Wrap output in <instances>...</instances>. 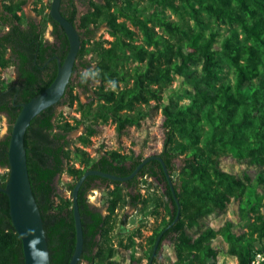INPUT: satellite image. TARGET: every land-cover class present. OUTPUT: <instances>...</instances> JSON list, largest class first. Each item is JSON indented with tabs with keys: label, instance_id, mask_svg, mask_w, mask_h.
Segmentation results:
<instances>
[{
	"label": "trees",
	"instance_id": "1",
	"mask_svg": "<svg viewBox=\"0 0 264 264\" xmlns=\"http://www.w3.org/2000/svg\"><path fill=\"white\" fill-rule=\"evenodd\" d=\"M77 0H62L61 12L75 24L81 35L72 80L64 105L77 104L80 116L64 117L52 106L41 112L27 129L25 147L32 191L38 203L48 240L50 264H68L75 247L72 190L89 169L119 176L129 175L143 160L142 154L123 151V138L132 128L160 111L164 139L156 154L165 161L181 207L180 219L162 235L153 260L159 263L164 242L174 245L172 264H217L218 251L213 240L220 235L235 255L238 264H251L256 251L264 252V0H105L90 1L79 16ZM50 9L44 0H35ZM28 0H2L0 11V114L9 117V134L0 139V168L8 169L9 135L20 107L54 80L59 56L63 61L69 49L62 27L45 13L52 27V39L44 36V26L24 11ZM102 26L111 40L98 37ZM14 67L19 94L5 93L3 70ZM96 74L87 80L81 72ZM177 77L190 86L181 96L164 101V94ZM92 84H95L93 87ZM90 93L83 103L74 89ZM63 105V104H61ZM115 124L117 149L86 150L100 126ZM83 127L77 145L71 135ZM231 157L240 164L261 169L252 177L224 171L223 159ZM181 160L178 166L176 160ZM74 161L79 163L76 167ZM67 173L70 198L60 192L58 178ZM176 173V176L174 174ZM9 171L0 178L5 186ZM151 181L161 188L142 193ZM106 190L101 208L87 201L93 188ZM99 183V184H97ZM238 202L247 231L235 233L227 220L215 230L206 219L225 212L228 204ZM78 203L83 222L84 249L79 264H121L116 256L121 248L137 247L150 260L160 233L174 220L177 206L162 166L150 160L139 174L127 182L89 176L82 184ZM153 204L160 217L151 234L140 229L118 245L112 232L116 212L130 207L145 211ZM126 217L123 223H126ZM198 227L196 235L189 228ZM138 236V237H137ZM138 239L139 242L137 241ZM147 262V264H148ZM0 264H24L22 242L10 219L7 196L0 192Z\"/></svg>",
	"mask_w": 264,
	"mask_h": 264
},
{
	"label": "rangeland",
	"instance_id": "2",
	"mask_svg": "<svg viewBox=\"0 0 264 264\" xmlns=\"http://www.w3.org/2000/svg\"><path fill=\"white\" fill-rule=\"evenodd\" d=\"M52 0H44L45 4H50ZM91 1V0H90ZM89 2L78 3L79 16L83 13L87 12L89 6ZM100 2H105V0H95ZM41 3H36L35 0H28L27 5L24 7V11L26 15L32 19L37 20L38 23H45V13L48 12L49 9H45L43 13H40L39 10L42 8ZM2 9V0H0V11ZM44 26V36L46 38L52 39L51 36V25L50 23L43 24ZM0 29H2L0 27ZM98 37H103L105 39L111 40L112 38L107 34L106 27L102 26L97 33ZM3 78L7 82H12L14 77V69L13 67H8L3 70L2 73ZM77 81V76L74 77V83ZM95 84H92L93 87ZM190 89V86L187 82L181 77H177L173 84L169 86L167 91L164 94V101L167 102L170 97L181 96L185 90ZM74 94H77L83 103H87L90 101V93H84L79 87L75 86ZM68 100V97H67ZM63 105L58 106V111L64 115L65 118L71 119L72 116H80L77 112V104L74 103L71 105ZM0 120L2 122V127L0 129V139L5 136L8 129V124L5 118L0 116ZM163 117L160 111L153 112L152 116L144 120L140 127L132 128L130 131L129 137L123 138V151L130 152L134 151L135 154H142L143 158L156 154L162 149V142L164 139V129L162 126ZM83 132V127H81L78 131L74 132L71 135V139L77 145V138ZM121 146V144L117 141L116 138V130L115 124L109 122L108 124L100 126V132L97 136L92 137L91 145L86 148V150L91 154V156H96V150L101 148L102 150H111L117 149ZM76 167H79V163L74 161ZM178 166L181 165V160H176ZM221 168L229 173L235 174L237 176H242L244 171H246L250 176L254 177L257 172L261 171L260 168L249 165V164H240L235 159L228 157L223 159L221 163ZM7 170H0V178L2 175H5ZM176 176V173L174 174ZM72 182L71 177L64 173L62 174L57 181L60 192L65 194V196H71L70 192L67 189V184ZM142 193L148 194L149 192H155L160 195L161 188L156 187L149 180L148 183L144 184ZM258 193L264 194V185L258 186ZM89 200L97 207H103L106 202V190L104 188H99L94 191H90L88 193ZM153 204H150L149 207L142 211L140 208L133 209L130 207H126L124 209H120L116 212V225L112 232L113 245L117 246L119 240H124L126 242L127 238L133 234H135L137 229L143 233L144 236H148L151 234L152 229L156 224L160 221V217L155 216L153 213ZM126 217V223H123V220ZM227 220H231L234 223L233 230L235 233L239 234L247 231V227L245 226V220L241 219L240 211L238 207V202L232 200L225 212L215 213L210 215L206 222L210 227L215 230H219L224 226ZM189 233L196 235L199 231L198 227L189 228ZM138 237V236H137ZM140 239L137 241L139 242ZM213 247L218 251L217 255V264H238V260L235 255L228 252V245L224 241V239L218 235L213 240ZM131 250H125L121 248L119 254L116 256V261L121 264H147L148 260L144 257L143 251L140 247H137L135 252V260L130 257ZM176 260L174 245L166 241L162 245V249L160 252L159 263L157 264H172Z\"/></svg>",
	"mask_w": 264,
	"mask_h": 264
},
{
	"label": "water",
	"instance_id": "3",
	"mask_svg": "<svg viewBox=\"0 0 264 264\" xmlns=\"http://www.w3.org/2000/svg\"><path fill=\"white\" fill-rule=\"evenodd\" d=\"M62 0L50 2L49 14L53 21L64 30L69 43L66 57L62 61L57 55L50 60L57 61V73L52 83L28 102L17 104L21 109L12 124L7 151L8 178L0 188L8 199L11 223L22 242L24 264H50V251L44 228V221L32 191L27 166L25 135L31 122L44 110L57 105L66 96V90L73 78V70L81 47V35L75 24L61 12ZM160 162L168 182L172 198L177 206L174 220L158 236L148 264H153L154 257L165 231L180 219L181 207L176 195L174 183L163 158L157 154L145 157L127 176H119L99 169H89L77 180L72 190V211L75 226V247L68 264H79L84 249V231L78 203L80 188L89 176H99L112 181L127 182L135 178L150 161Z\"/></svg>",
	"mask_w": 264,
	"mask_h": 264
},
{
	"label": "flooded vegetation",
	"instance_id": "4",
	"mask_svg": "<svg viewBox=\"0 0 264 264\" xmlns=\"http://www.w3.org/2000/svg\"><path fill=\"white\" fill-rule=\"evenodd\" d=\"M90 0H77L76 1V4H77V6H78V3H83V2H89ZM92 1V0H91ZM84 14V13H83ZM51 31H52V27H51ZM50 31V32H51ZM52 36V35H51ZM49 39V38H48ZM51 57H53V56H51ZM50 57V58H51ZM50 58L47 60V62L44 64V66H46L47 64H49V62L51 61L50 60ZM13 69H14V79H13V81L12 82H10V83H13V85L11 86V88H7L6 89V91H5V93H8L11 89H15L16 90V92H15V94H14V97H13V101H15L16 99H17V96H18V94H19V83H18V78H17V72H16V69L13 67ZM75 76H77L76 74H73V78H72V80H74V77ZM67 95L62 99V101L61 102H59L57 105H55V109L57 108L58 109V106H60L61 104H63L64 103V101L65 100H67ZM20 103H22V102H20ZM20 103H14L13 105H14V107H19L17 104H20ZM0 116H2V118H5L6 119V122H7V124H8V129H7V133L5 134V136L4 137H6L8 134H9V129H10V121H9V117H8V115H6V114H0ZM3 137V138H4ZM2 139V138H1ZM0 170H8V169H3V168H0ZM97 184H99V183H97ZM96 189H99V188H97L96 186H95V183L93 184V188L90 190V191H94V190H96ZM89 191V192H90ZM87 201L89 202V203H91L92 204V202L89 200V197H88V194H87ZM94 207H97V206H95L94 204H92ZM164 244V243H163Z\"/></svg>",
	"mask_w": 264,
	"mask_h": 264
},
{
	"label": "built area",
	"instance_id": "5",
	"mask_svg": "<svg viewBox=\"0 0 264 264\" xmlns=\"http://www.w3.org/2000/svg\"><path fill=\"white\" fill-rule=\"evenodd\" d=\"M1 127H2V122L0 120V129ZM251 264H264V252L256 251L252 258Z\"/></svg>",
	"mask_w": 264,
	"mask_h": 264
},
{
	"label": "clouds",
	"instance_id": "6",
	"mask_svg": "<svg viewBox=\"0 0 264 264\" xmlns=\"http://www.w3.org/2000/svg\"><path fill=\"white\" fill-rule=\"evenodd\" d=\"M95 74L96 73L91 70H84L80 75L82 80H87L89 76H94Z\"/></svg>",
	"mask_w": 264,
	"mask_h": 264
}]
</instances>
